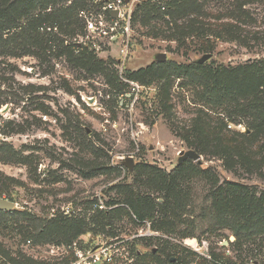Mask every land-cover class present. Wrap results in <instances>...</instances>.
I'll use <instances>...</instances> for the list:
<instances>
[{"label": "rangeland", "instance_id": "1", "mask_svg": "<svg viewBox=\"0 0 264 264\" xmlns=\"http://www.w3.org/2000/svg\"><path fill=\"white\" fill-rule=\"evenodd\" d=\"M3 10L0 264H264V0Z\"/></svg>", "mask_w": 264, "mask_h": 264}, {"label": "trees", "instance_id": "2", "mask_svg": "<svg viewBox=\"0 0 264 264\" xmlns=\"http://www.w3.org/2000/svg\"><path fill=\"white\" fill-rule=\"evenodd\" d=\"M31 7H29V8L25 7L24 8L25 12H23L22 14H24V13L28 14L29 10H33L34 9V8H31ZM0 14H1V16H0V32L7 31L10 28H14L15 26H17L20 15H18L17 18H15V17H13L14 16L13 13H8L7 10L1 11ZM12 18H15V19H12ZM12 23H13V25H12ZM200 68H202V67L200 66ZM259 69L262 72L263 77L261 79H259L258 88H264V65H261ZM143 72H145V71H141L140 73H143ZM257 94H262V92L257 91ZM217 200L224 205V208H227V209H223L222 211H224V212L225 211H232L234 203H235V199H230L229 196H224L223 198H218ZM137 210L135 211V213L138 216H140L139 215L140 213ZM229 213H231V212H229ZM94 221H96L97 223L100 222V220L98 218L94 219ZM76 223L79 224V225H82L83 221L79 220ZM64 227L65 226H63V225L60 226V228H62V229ZM233 233H234V236L236 238H241V237H243V238H251V237H254V236H264V222L263 221H255V222L254 221H249V222H245L244 224H239L237 229H235L233 231ZM163 250H166V247H164Z\"/></svg>", "mask_w": 264, "mask_h": 264}, {"label": "water", "instance_id": "3", "mask_svg": "<svg viewBox=\"0 0 264 264\" xmlns=\"http://www.w3.org/2000/svg\"><path fill=\"white\" fill-rule=\"evenodd\" d=\"M160 59H161V61H164L165 60V57L162 56ZM208 59H209V55H206L204 58H202L200 60V63H204ZM187 160H191L193 162H196L199 166L202 165V162L200 160V156L196 152H194L192 150H189V151H187L185 153H182L180 155V158H179V163L181 164V163H183V162H185ZM126 164H127L126 166L128 167L129 170H132L133 169L134 162L132 161L131 158H128L127 159ZM9 209L11 210L12 208L10 207ZM173 261H174L173 259L170 260V262H173Z\"/></svg>", "mask_w": 264, "mask_h": 264}, {"label": "built area", "instance_id": "4", "mask_svg": "<svg viewBox=\"0 0 264 264\" xmlns=\"http://www.w3.org/2000/svg\"><path fill=\"white\" fill-rule=\"evenodd\" d=\"M179 264H183V263H179ZM185 264H195V263H185Z\"/></svg>", "mask_w": 264, "mask_h": 264}, {"label": "bare ground", "instance_id": "5", "mask_svg": "<svg viewBox=\"0 0 264 264\" xmlns=\"http://www.w3.org/2000/svg\"><path fill=\"white\" fill-rule=\"evenodd\" d=\"M188 243H190V244H193V242H192V241H190V242H188Z\"/></svg>", "mask_w": 264, "mask_h": 264}]
</instances>
